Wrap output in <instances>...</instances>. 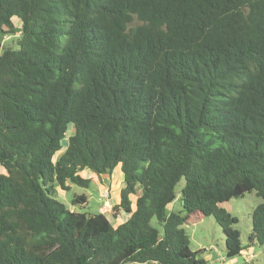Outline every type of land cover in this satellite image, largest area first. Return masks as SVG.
Here are the masks:
<instances>
[{"label":"trees","instance_id":"trees-1","mask_svg":"<svg viewBox=\"0 0 264 264\" xmlns=\"http://www.w3.org/2000/svg\"><path fill=\"white\" fill-rule=\"evenodd\" d=\"M0 166V264H206L192 216L231 258L246 192L264 244V0H0ZM115 169L116 224L56 198Z\"/></svg>","mask_w":264,"mask_h":264},{"label":"rangeland","instance_id":"rangeland-1","mask_svg":"<svg viewBox=\"0 0 264 264\" xmlns=\"http://www.w3.org/2000/svg\"><path fill=\"white\" fill-rule=\"evenodd\" d=\"M5 42H10V37L5 36ZM72 134L71 126H68L65 136L61 142L64 149L68 137ZM5 170L0 166V173ZM83 177L90 178L91 182L87 188L78 185H71L68 190H57L56 198L71 211H102L113 224L125 219L128 214L120 212L112 217L109 209L118 202L119 189L122 186L120 171L115 169L110 175L96 176L83 170ZM183 185L181 180L176 186V194H179ZM85 195V203L72 204L71 200L77 195ZM263 200L254 192H246L242 197L231 198L220 205L237 222L234 227L240 232V241L244 249L234 257H227L225 254L224 234L221 227L215 222L212 216H192L183 224V228L189 239V248L192 251L201 250L198 257L204 258L206 264H264V244H251L248 241V234L251 230V211ZM140 264V263H133Z\"/></svg>","mask_w":264,"mask_h":264}]
</instances>
